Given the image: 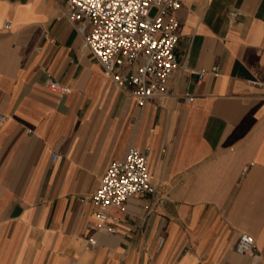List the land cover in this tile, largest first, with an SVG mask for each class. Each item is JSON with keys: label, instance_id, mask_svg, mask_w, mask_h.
<instances>
[{"label": "crops", "instance_id": "crops-1", "mask_svg": "<svg viewBox=\"0 0 264 264\" xmlns=\"http://www.w3.org/2000/svg\"><path fill=\"white\" fill-rule=\"evenodd\" d=\"M67 7L0 0V264H264V0H187L181 66L144 106L82 51ZM131 146L157 193L114 209L107 234L91 196ZM242 233L257 258L236 252Z\"/></svg>", "mask_w": 264, "mask_h": 264}, {"label": "built area", "instance_id": "built-area-1", "mask_svg": "<svg viewBox=\"0 0 264 264\" xmlns=\"http://www.w3.org/2000/svg\"><path fill=\"white\" fill-rule=\"evenodd\" d=\"M187 0H67L64 16L81 34L82 51H90L102 64L105 74L126 94L133 96L139 105L148 100L167 95L169 80L181 61L176 49L179 44L178 10ZM154 12V14H153ZM241 12L232 11L238 18ZM9 20L5 25L8 26ZM120 67L133 68L121 73ZM202 81L206 71H194ZM210 73L217 75L219 66ZM254 84H260L254 81ZM47 86L62 94H69L72 87L51 79ZM189 96L186 101L192 102ZM5 116L0 114V119ZM53 154V161L60 158ZM157 186L149 170L147 150L131 146L124 159L112 162L106 170L101 186L92 194L97 218L95 228L115 235L118 226L112 211L123 208L132 198L155 196ZM164 200V199H163ZM165 238L160 242L162 247ZM236 252L259 256L255 238L239 235Z\"/></svg>", "mask_w": 264, "mask_h": 264}, {"label": "rangeland", "instance_id": "rangeland-1", "mask_svg": "<svg viewBox=\"0 0 264 264\" xmlns=\"http://www.w3.org/2000/svg\"><path fill=\"white\" fill-rule=\"evenodd\" d=\"M153 14H154V12H153Z\"/></svg>", "mask_w": 264, "mask_h": 264}]
</instances>
